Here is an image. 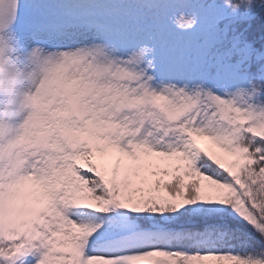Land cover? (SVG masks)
<instances>
[{
  "label": "snow or ice",
  "instance_id": "obj_1",
  "mask_svg": "<svg viewBox=\"0 0 264 264\" xmlns=\"http://www.w3.org/2000/svg\"><path fill=\"white\" fill-rule=\"evenodd\" d=\"M0 264H264V0H0Z\"/></svg>",
  "mask_w": 264,
  "mask_h": 264
},
{
  "label": "trees",
  "instance_id": "obj_2",
  "mask_svg": "<svg viewBox=\"0 0 264 264\" xmlns=\"http://www.w3.org/2000/svg\"><path fill=\"white\" fill-rule=\"evenodd\" d=\"M257 47H260V45H259V44H257Z\"/></svg>",
  "mask_w": 264,
  "mask_h": 264
}]
</instances>
